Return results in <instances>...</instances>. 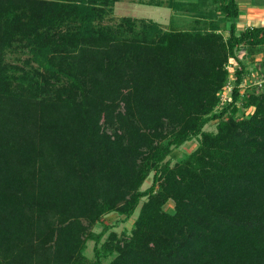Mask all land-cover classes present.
Wrapping results in <instances>:
<instances>
[{
  "label": "trees",
  "instance_id": "16d2710c",
  "mask_svg": "<svg viewBox=\"0 0 264 264\" xmlns=\"http://www.w3.org/2000/svg\"><path fill=\"white\" fill-rule=\"evenodd\" d=\"M117 1L0 0V264H264V91L242 95L239 59L264 26L239 31L237 0H170L187 30L103 24ZM140 205L131 234L94 232Z\"/></svg>",
  "mask_w": 264,
  "mask_h": 264
},
{
  "label": "rangeland",
  "instance_id": "374dc122",
  "mask_svg": "<svg viewBox=\"0 0 264 264\" xmlns=\"http://www.w3.org/2000/svg\"><path fill=\"white\" fill-rule=\"evenodd\" d=\"M177 1H179L185 6L189 4H201V5H204V9L207 11H213L215 9L212 4V0H177ZM240 1L243 2L242 5H245L244 1H247V0H240ZM248 1L254 3V5L260 4V6L262 5L264 6V0H248ZM170 3H171L170 0H118L113 6V9H112L113 13L110 16H107L105 18L103 24L116 26L124 18H133L139 21L144 20L147 22L153 21V22L159 23L164 30H167L170 27L187 30L195 25V20L197 19V17L195 16L196 15L195 12H189L188 10L183 11L181 9H178V10L170 9L168 7ZM216 15H217L216 19L218 20L219 15L218 14ZM249 17H251V19L254 18L255 19L254 25L259 26L260 24L259 21L262 17V14L261 15L254 14V16L250 15ZM261 25H264V22L261 23ZM247 27H249V25L247 24L244 25L243 19L239 20L238 22L239 31H243ZM257 56L258 57L264 56V51L262 52L260 51V53L255 54V57H252V58L250 54L247 55L245 53L244 55L243 53V57H244L243 61L245 62V64L247 65L249 69L248 74H246L244 77V82L241 87V91H242L241 93L243 96L248 90H252V89H256L258 92H261L260 90H258L257 87L253 86L252 84L253 80H256V82H261L262 80H264V69L263 68L258 69L259 67H257V64L262 63L263 59L260 61H256ZM27 57H29L28 54H24V55L11 54V55H8V61H12L14 63L20 64L21 61L20 62L18 61L20 59H22L23 61ZM227 66L230 69L229 70L230 75H231V72H233L231 69L238 67L237 64H234L233 59L230 60ZM232 79L233 78L229 76V82L234 86L236 78L233 80ZM229 82L227 83V85L229 84ZM240 109H241V113H239L238 119L248 117L253 113L252 109H244L242 104H241ZM222 110L223 108H220L218 105L217 113H220ZM216 125H217V121H213L205 127V130L215 132ZM198 144H199V140L194 139L193 141L188 142L185 145H183L180 149L176 150L173 153V155L168 159L171 165L176 164L179 160L184 158L186 155L192 153L198 147ZM152 178H153V175H151V177L143 185L142 190H146L152 185ZM141 205L137 209L135 215L127 222H124L123 221L124 217L118 215L117 213H112V214L105 216L101 220V222L94 228V232L99 234L104 230L105 227H110L112 230H110L105 235L104 240L108 238L109 234L112 231L116 232L119 236H122L125 233L128 235L131 234V231L134 226V222L139 215ZM173 208H174L173 203H169L166 206L167 211H170ZM94 248H95V242L93 241L88 242L86 256L91 260H94ZM107 262L108 261H106V263Z\"/></svg>",
  "mask_w": 264,
  "mask_h": 264
},
{
  "label": "crops",
  "instance_id": "0c3cea01",
  "mask_svg": "<svg viewBox=\"0 0 264 264\" xmlns=\"http://www.w3.org/2000/svg\"><path fill=\"white\" fill-rule=\"evenodd\" d=\"M237 2L240 6V12H241L240 20L241 19L244 20V25L247 24V25H249V27H259L261 25V23L264 22V6L263 5L262 6H260V4L254 5V3L249 2L248 0L244 1L245 5H242L243 2H241L240 0H237ZM254 14L255 15L256 14H258V15L262 14V17L259 21L260 22L259 26L254 25L255 19L254 18L251 19V17H249L250 15L254 16ZM242 15H244V16H242ZM261 26H264V25H261ZM262 59H264V56H260V57L257 56L256 61H260Z\"/></svg>",
  "mask_w": 264,
  "mask_h": 264
},
{
  "label": "built area",
  "instance_id": "2783aa9c",
  "mask_svg": "<svg viewBox=\"0 0 264 264\" xmlns=\"http://www.w3.org/2000/svg\"><path fill=\"white\" fill-rule=\"evenodd\" d=\"M243 53H244V55H245V52H242V55L240 54L239 55V59L240 60H242L243 61V59H244V57H243ZM233 61H234V64H237L238 65V62H237V60H235V59H233ZM238 69V67L237 68H233V69H231L233 72H231V77L233 78V79H235L236 78V70ZM227 70L229 71L230 69L228 68V66H227ZM230 72V71H229ZM232 79V80H233ZM261 81V80H260ZM252 84H253V86H255V87H257L258 88V90H260L261 92H263L264 91V86H263V84H264V80H262L261 82H256V80H253L252 81ZM243 85V84H242ZM242 85H241V87H242ZM234 86L229 82V84L226 86V88L219 94V98H220V102H219V107L220 108H224L227 104H229V103H232V101H233V90H234ZM237 104H239L240 105V102H238Z\"/></svg>",
  "mask_w": 264,
  "mask_h": 264
}]
</instances>
